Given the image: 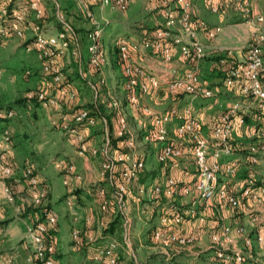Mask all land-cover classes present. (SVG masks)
Here are the masks:
<instances>
[{
	"label": "built area",
	"instance_id": "1",
	"mask_svg": "<svg viewBox=\"0 0 264 264\" xmlns=\"http://www.w3.org/2000/svg\"><path fill=\"white\" fill-rule=\"evenodd\" d=\"M5 1L7 6L14 4L17 9L12 20L9 19L6 7L0 9V37L9 39L15 36L25 41L26 52L35 54L40 63L41 72L51 75L54 83L59 84L63 79V60L68 56H75L79 63L82 61L81 44L74 29L64 20L57 8L56 17L61 28L54 31L48 29L41 0ZM77 1L91 20L92 28L87 34L89 66L100 74V84L106 86L107 81L103 71L109 65V58L103 46V35L111 22L101 14L104 10L126 12L135 0ZM202 1L207 4L213 14L224 9L233 10L238 14L242 21L234 26L245 25L250 30L249 39L233 47L207 46L201 41L200 32H205L207 37L214 41L226 36L227 27L221 25L209 27L206 21L196 18L192 12V0H145L146 10L160 16L161 24L155 30L145 32L137 39L120 35L115 40L122 75L125 78V89L128 91V96L125 98L127 105L130 110L141 111L150 120L149 139L160 146L157 161L164 164L177 163V160L191 156L195 166L196 177L193 186L184 184L181 179L169 177L165 186L156 185L152 189L153 196L156 198L164 196L168 199V203L164 205L166 211L160 214L159 224L152 232L151 238L153 243L166 250L164 255L169 264H194L193 262L173 263V258L179 252V248L194 244L202 236L201 230L191 236H181L174 232V226L177 228L182 225L186 218L182 209L175 203L176 197L188 196L195 191L196 199L189 210L200 223L205 222V218L201 215L197 216L195 204L198 201L206 209L214 206L215 201L233 209L246 208L244 200L264 205V184L257 186L254 170L251 169L249 178L240 188V196H238L230 193L228 188L222 185V178L236 175L239 160L225 163L221 161L223 157L234 156L231 139L237 125L244 124L240 114L250 113L254 108L264 110V16L254 13L252 0ZM94 8L99 10V18L93 15ZM27 27L31 29L29 39L26 36ZM176 51L186 63V70L180 75L173 67ZM214 56L220 58L219 62L225 68V87L237 88L238 90H230V92L234 91L242 100L232 101L225 106L214 120L211 137L208 138L204 135L203 123L195 115L192 104L200 98L215 97L214 91L204 85L200 78L201 63L206 58ZM150 57L161 64L164 70L162 73L154 72L146 64V59ZM30 74L28 70L26 75ZM90 86L93 88L95 103H97L102 95L94 84ZM159 91L185 96L189 99V105L154 112L141 104L142 96H151ZM113 92L106 91L104 102L117 116L116 135L124 138L125 152L121 153L111 149L109 124L107 118L103 116L100 120L105 131L104 143L96 148L88 146L83 128L86 125L95 126L97 120L87 110H71L70 104L76 99L74 91L62 87L56 90L54 96H51L41 89L28 93L27 97L29 101L37 100L44 108L55 112L51 126L64 133L79 156L102 157L101 177L103 182L109 183L114 188L112 197L122 215L123 244L132 251V222L126 210L130 199L140 201L145 193V188L142 187L139 189V195L135 196L131 188L144 170L145 161L137 156L136 137L127 128L123 100ZM15 117V110L0 105V123L3 125L0 129V181L3 183V196L8 203L14 202L15 195L12 188L5 182V178H10L14 174V169L9 164L13 137L6 126V120H12ZM171 124L175 125L173 131H170ZM247 136L250 139L256 137L264 139V130L249 131ZM249 161L251 167L264 165V145L250 148ZM119 165H121L120 169ZM54 166L64 170L65 186H70L71 178L75 181L82 180V175L77 172L73 163L57 160L54 161ZM22 178L30 190V205L38 208L44 203L46 207L42 212V220L30 215L31 220L26 223V237L33 247V252L28 258L29 264H56L57 248L54 244L48 243L45 238L58 226V215L48 208L46 203L50 192L49 187L41 181L39 174L30 166L23 169ZM98 186L99 183L92 184L91 187L96 188L100 215L95 219L92 216L85 218L86 228L92 229L95 225L97 236H86L87 230L74 229L72 247L75 251L87 250L91 264H129L120 253L122 243L105 233L106 221L101 214L108 211L110 202L105 199L106 189ZM73 200L74 196H71L66 204L69 207L72 206ZM253 221L255 224L263 225L260 218ZM233 234L241 239L243 247L233 246ZM210 240V250L214 253L216 264H245L244 249L251 248L254 243L246 227L232 228L224 224L219 225L218 231L210 235ZM255 241L260 246L264 245V236L257 234ZM54 242L56 243V240ZM173 245H177V249L171 252L169 248ZM134 259L135 264H143L138 262L137 258ZM8 261L11 262V259Z\"/></svg>",
	"mask_w": 264,
	"mask_h": 264
},
{
	"label": "crops",
	"instance_id": "2",
	"mask_svg": "<svg viewBox=\"0 0 264 264\" xmlns=\"http://www.w3.org/2000/svg\"><path fill=\"white\" fill-rule=\"evenodd\" d=\"M262 1L263 0H252V8L255 14H262L259 10ZM93 10L95 11V14L98 16L100 15L97 8H94ZM222 11L213 14L204 1L192 0V12L194 16L206 21L209 27H214L213 25L217 24L219 20L224 19V16H227V14ZM101 15L106 18L110 17L111 25L121 26L124 29V33H127V37L132 39L139 38L141 34L146 32L145 29L149 30L155 28L162 22L160 16L152 15L146 10L145 0H135L126 12L104 10ZM220 16H223L222 19ZM238 19L240 22L242 21L240 16ZM234 25L235 24L227 26L226 36L219 37L217 40H210L205 32H200L199 37L205 45L210 47H233L236 44H239V42L249 39L250 30L245 25L240 24L237 27ZM141 29L143 30L141 31ZM26 36L28 39L31 37L30 27L26 28ZM1 39L4 41H10L7 43L2 42L0 45V47H5V49L3 48V51L0 50V70L3 73V75L0 76V103L2 106L11 105L16 111V118L9 122L8 125L13 136L9 159V164H11L14 169L13 176L9 178V186L15 194L14 203H12V205L4 200L3 183L0 181V223H3L0 224V250L4 252L1 256L15 254V264L19 257H23L22 261L24 264H27L26 259H28L27 257H29V254H27L28 246L24 240V234L26 223L31 220V216L24 211V209L29 208L30 199L28 196V187L22 178V171L25 167L30 166L25 165L28 164L27 162H30L37 168L35 169L39 174L41 181L48 185L50 192L46 203L58 215V227L56 230V245L58 251L56 255V264H67L69 261L70 264H91V261L89 260L90 254L87 250L75 251L73 249L72 232L74 229L80 228L83 231L87 230L86 236H97L98 232L94 228H86L85 218L92 216L95 219L100 215L98 198L95 192L92 191L91 186L92 184H100L103 182L101 177L102 157L79 156L76 152V148L69 142L67 137L61 131H58L51 126V121L55 117V112L52 109L36 106L34 104L32 105L30 103H27L26 105L24 103H17V100L24 97L27 92L43 87L45 84V78L42 77L41 66L36 59L35 54L26 52L24 47L25 41L16 37ZM14 40L19 41L18 46ZM174 61L175 63L173 67L177 70L178 75L182 74L186 70V63L177 51L175 52ZM145 62L158 74L164 71L161 64L151 57L146 59ZM62 67L63 69H66L82 95H84L82 90L92 89L93 91V88L90 87V89L89 85L94 81H98L101 77L100 74H94L88 69L87 60L83 61V67L81 66L78 71L77 68L73 67L71 57L67 58L65 68L63 63ZM210 67L211 64L209 61L204 60L201 63L202 75L203 73L208 75V78L205 77L202 82L204 85L212 88L214 82L211 80L214 75L211 73ZM21 69H24V71L26 69L29 70L33 77L31 76L30 79L24 80L22 76V79L25 82L19 80L20 84H16L15 80L19 79V77L21 78ZM109 70H111L110 64L106 66L103 71L105 78L108 76V73L110 72ZM78 72L81 74L80 78L87 79V85H84L83 81L77 76ZM5 77H7L9 81H7ZM113 93L117 97H120V99L125 100L124 94L122 95L118 93L115 89ZM230 94L232 93L230 92ZM161 95V91L155 92L151 95V98H154L153 101L150 99V102H154L155 107L159 112L168 109L164 102V104L158 102L159 99H163ZM92 98L95 101L94 92L92 93ZM225 98L229 99L227 97ZM213 99L200 98L193 102V109L194 111L195 108L198 109L197 116L203 123L205 136H209V129H212L214 120L222 111V109L214 103ZM145 100L144 96H142L141 103ZM201 101H204L205 104H199ZM178 104H180V101L174 105ZM142 105L145 106V104ZM179 107H181V105ZM125 109V111H127V120L129 123L133 122L137 131H141V135L142 130H145L146 128L145 122L149 119L145 117L141 111L130 110L129 107H126ZM24 114H27L28 119L25 120V118H22V115ZM174 126V124L170 125V131L173 130ZM2 127L3 125L0 123V129ZM98 127L89 129L86 132V134L88 133L91 136L90 144L95 147H99V143L103 144V135H100L101 132H98L100 129ZM58 134L62 137L59 138ZM25 139L29 140V144L25 142ZM56 139H59V141L57 142ZM41 142L51 144L49 145L50 151L46 146L42 148L41 145H37ZM31 146L32 148L30 149ZM157 146H159V144ZM51 147H54L52 152ZM157 148L154 149V151L147 150L137 154L139 158L144 159L145 168L140 173L138 180L132 184L131 188L135 196L139 195V189L142 187L145 188V193L141 196L140 201H137L134 198L130 199L128 202V209L126 210V213L132 222L131 245L133 247L138 243L137 247L143 249L145 254L148 255L146 256L145 262H141L143 264L150 263L152 255L160 256L164 259L165 264H169L166 262V257L164 255L166 250L151 241V231L154 227L158 226L159 216L166 211V206L164 205L168 203V199L164 196H160L158 199L153 196V187L156 185L165 186L166 180L169 177L181 179L184 184L192 185L196 177L195 166L191 156L183 157L177 160V163L171 162L167 167H161L156 158L157 153L160 150V148ZM48 153L50 155H48ZM237 156L223 157L221 161L225 163L237 159L241 164L246 166L247 163L244 155L240 153V155L237 154ZM47 157L50 158L46 163V165L49 166L47 169L42 168V171L38 166H42L43 159H47ZM153 159L156 167L149 168V163L153 161ZM57 160H64L73 163L77 172L82 175V180L75 181L71 178L70 186H65L63 179L66 175L64 170H59L54 166V161ZM56 176L61 177L62 184L55 178ZM236 182V179L222 178V185L229 188L230 191L237 189L236 195L240 196V189L238 190V185L235 186ZM75 189L79 190V192L74 195L73 205L69 207L66 204V201L73 196L70 191H75ZM195 199V191H192L188 196H179L175 198V203L182 209L186 218L185 222L178 226L174 232L181 236H191L198 230H201L202 236L194 244L179 248V252L175 254L173 258V263L193 262L194 264H216L214 261V253L210 250V235L217 232L218 226L221 224L228 225L232 228L238 226L246 227L254 239L253 248L244 249L246 259L250 260L255 257L258 260V258H260L262 255L261 252L263 253L264 250V245H258L255 238L257 234H262L264 236V228L261 225L255 224L253 220L259 219V216L254 212L264 210L262 208L264 205L255 204L250 200H244L246 208L235 211L218 201H215L214 206L206 209L201 202L198 201L195 204L197 216L201 215L205 218V222L200 223L196 217L190 214L189 210L192 208V202ZM23 205H27V207L23 208ZM262 220L263 219H261V221ZM262 222H264V220ZM232 239L234 247H243L240 238L233 234ZM169 249L171 252L175 251L177 245H173ZM133 252L136 253L135 250ZM137 261L140 262L138 258ZM133 264L135 263L133 262Z\"/></svg>",
	"mask_w": 264,
	"mask_h": 264
},
{
	"label": "trees",
	"instance_id": "3",
	"mask_svg": "<svg viewBox=\"0 0 264 264\" xmlns=\"http://www.w3.org/2000/svg\"><path fill=\"white\" fill-rule=\"evenodd\" d=\"M41 2H42V6L44 7V10H45V18H44V20L48 22V21H50V18L48 16V14H49L48 12L49 11H48L47 5L48 6H52L53 5L56 8V3L53 0H41ZM61 5H63L64 8L67 9L69 14H71L72 19H74L76 16L80 17V14L82 13V9L80 11V8L74 2V0H64V2H62ZM3 7L7 8L8 12H9V15H8L9 19L12 20V17H13V15L15 13V10L17 9V6L14 5V4H11V5L7 6L5 0H0V9L3 8ZM150 14H152V13H150ZM71 17L68 18V19L70 20L72 26L74 27L73 28L74 32L76 33V35L79 38V41H80V44H81L80 49H81V53H82V61H81V63H79V61L77 60V58L75 56H71V60L73 62V67L77 68V71H78V69L80 70L81 66L83 67V61L87 60L88 61V69H90L94 74H99L98 72H96L95 70H93L89 66V54H88V52H87V56H86V51H87V46H88V42H87V38H86L87 34H86V32H85V30L83 28H79L78 26H76V24L73 23V21H71ZM55 19L58 22V19L56 18V16H55ZM157 27L151 28L149 30L145 29V31L146 32H151V31L155 30ZM143 29H141V31ZM82 30H84V31H82ZM13 37H15V36H13ZM115 46H116V44H115ZM116 49H117L116 64H117V66L119 68L121 77L123 79V91H124V96L126 98V96H128V91H126V89H125V78L122 75V69H121V65H120V61H119V55H118L117 46H116ZM84 56H85V58H84ZM205 60L210 62V64H211V67H210L211 73L214 75V77L219 78L220 84L224 85L225 68H224V66H222L220 64V62H219L220 58L214 56V57L206 58ZM62 73H63V79H62V81L59 84L54 83L51 75H46V74L42 73V77L45 78L44 86L41 87L40 89L37 88V89H34V90H31V91L27 92L24 97H22L21 99L17 100V103H24L25 105L27 103H30L32 105L34 104L36 106L43 107L42 104L40 102H38L37 100L29 101L28 97H27L28 93L37 92V91H40L41 89H43V90H45V92L48 95L54 96L56 94V90H58V88L66 87V88H68V90H72L76 94V99L73 102H71V104H70L71 110L84 109V110H87L90 113V115H93L94 117H96V120H97L96 125L95 126H87L86 125L83 128V130H85V132H87L89 129H92L94 127L100 126V127H98V128H100L98 130V132L99 133L101 132L100 135L101 134L103 135V141L102 142H104V140H105V131H104V126H103L100 118H101V116L107 118V121H108V124H109L110 146H111L112 151L119 152V153L125 152L124 143H123L124 142V138H120V137H118L116 135V131H117V128H118V126H117V116H116V114L114 112H112L106 106V104L104 102V95L106 93V90L109 89V87H107V86H109L107 84L108 82H106V86L100 84V79H98V81L92 82V84H94L97 87L98 92L101 93V95H102L100 101L95 103V101L92 98V93L94 91H92V89L90 88L91 87L90 85H89V88L91 90H88V89L82 90V92H84V95H82L81 91L76 87V85L73 82V79L68 74L66 69H63ZM77 76L80 78L81 74H79V72H78ZM80 80L83 81L84 85L85 84L87 85V82H88L87 79L80 78ZM226 89L229 90V91L230 90H238L237 88H234V89L226 88ZM87 93H90V95L87 94ZM231 93H234V91L233 92L231 91ZM171 97L172 98H178L177 95H173V94H171ZM126 103H127V100H126ZM0 105L2 106L1 103H0ZM3 107H6L7 109L15 110L11 105L3 106ZM170 108H172V107H170ZM170 108H168V109H170ZM219 115H220V113L218 114V116ZM240 116L243 117L244 124L237 125L235 131L232 134L231 144H232L233 149H234V154L237 155V154L242 153L244 155L245 159H246L247 166L251 167L250 166V161H249L250 148L252 146L264 145V139L263 138H259V137L250 139V138H248L247 133L249 131H252V130L253 131L260 130V129L264 130V110H258L256 108H254L250 113H246V114H242L241 113ZM12 120H6V122H7L6 126L8 127V129H9V126H8L9 122H11ZM210 129H209V136H207L208 138L211 137ZM150 130H151V125H149L147 128H145V130L143 129L144 132L142 131L141 135H143L144 137L146 136L149 139V137H150L149 131ZM11 134H12V132H11ZM237 139H239L240 142H238ZM90 141H91V136L87 133L86 134V142H87L88 146L90 148H96L95 146H92V144H90ZM149 142H151L150 139H149ZM238 143H239L240 146L238 145ZM233 160H235V159H233ZM230 161H232V160H230ZM170 163L171 162H168L166 164L160 163V166L161 167H167ZM222 163H224V162H222ZM120 167H121V165H119L118 168L120 169ZM249 167H248V169H246L244 171V173L240 172L241 169L239 167V169H238V171H237L235 176H225V177L229 178V179H236L237 182H236L235 186L238 185V190H239L242 186H244L246 184V181L249 178V174L251 173V168H249ZM31 168H33L36 171V169L34 167L31 166ZM195 175H196V172H195ZM118 177H119V175H118ZM5 182L9 185V178H5ZM256 183H257V186H260L261 184H263V183H260L259 180H256ZM106 184H107V186H106ZM26 185H27V183H26ZM98 187H104L106 189V198L105 199H108V201L110 202V205L108 207V211L105 214H101L102 218H104L105 221H106L105 233L118 238L117 235L119 234V232L116 231V230H118L117 227H119V230L121 229L120 230V235H122L121 231H123L122 224H121L122 223V215L118 211V209L116 207V204H115V201H114V199L112 197L113 192H114V188L107 182L100 183ZM228 190L230 191L229 188H228ZM234 190H231L230 193L237 194V189H234ZM72 191L73 192L71 194L73 196L76 195L79 192V190H76V189H75V191L74 190H72ZM92 191L95 192V194H96V188H92ZM28 196H29V199H30L29 187H28ZM48 196H49V194H48ZM158 198L159 197H157V199ZM48 208H50V207L48 206ZM44 209H46V207L44 206V203L38 208H33L30 205V202H29V208L24 209V211H25V213H30L31 216L32 215L33 216H37L39 219H41L42 212H43ZM231 209L235 210V211L240 210V209H233V208H231ZM174 227L176 229V226H174ZM93 228L95 229V225L93 226ZM156 228H157V226L154 227V229H152L151 233ZM56 230L57 229H55L53 231H50L49 234L45 238H46L48 243L54 244L56 246V248H57V245L54 242L56 240L55 239L56 233H57ZM151 241H152V238H151ZM251 248H253V245H252ZM56 253H57V251H56Z\"/></svg>",
	"mask_w": 264,
	"mask_h": 264
},
{
	"label": "rangeland",
	"instance_id": "4",
	"mask_svg": "<svg viewBox=\"0 0 264 264\" xmlns=\"http://www.w3.org/2000/svg\"><path fill=\"white\" fill-rule=\"evenodd\" d=\"M53 1L56 3V8L59 10V13L62 14V16L64 17V20L67 21V23H69L72 26L70 20L68 19V18L71 17V14H69V12L67 11V9L64 8L63 5H61L62 2H64V0H53ZM74 2L76 4L78 3L77 0H74ZM78 7L80 8V11L82 9V13L80 14V17H78V16L75 17L74 16L75 17L74 19H72V17H71V21H73V23L76 24V26H78L79 28H83L85 30L86 34H88V32L90 31V29L92 28V26H91V20L86 16V13L83 11V8L80 6V4L78 5ZM47 8H48V11H49L48 12L49 13L48 16L50 18V21L46 22L47 28L50 29V30H52V31L59 30L61 28V24L58 23L59 21L57 22V20L55 19V16H56V8L53 5L52 6H48L47 5ZM259 10L261 11L262 15L264 16V0L262 1V4L260 3ZM222 12H225L227 14V16H224V19H222L223 16H220L222 20H219L220 22L218 21V23L215 24V25H213V26L221 25V26L227 27V26H230V25H233V24L240 23V20L238 19L239 18V15L236 14L235 12H233V10L224 9ZM93 13H94L93 15H95L97 18H99V16L97 14H95V11ZM109 20L111 22V19H109ZM111 24H110V26L108 28H106V30L104 32V35H103V46H104V48H105V50H106V52L108 54L109 64H110V69H111V70H109L110 72L108 73V76H106V81L108 80L109 90L114 91V89H115L118 93H120V94L123 95L124 94V91H123V79L121 77L119 68H118V66L116 64V60H117V49H116V46H115V40L120 35L127 36V33H124V29L121 26H119V25L112 26ZM72 28H74V27L72 26ZM84 30H82V31H84ZM86 38H87V36H86ZM9 41L10 40L4 41L0 37V45H1L2 42L7 43ZM14 41L17 43L16 45L18 46V42L19 41H17V40H14ZM3 48L5 49V47H0V50L3 51L4 50ZM5 55H6V53H5ZM69 57L70 56L66 57L63 60L64 61L63 62L64 68L66 66V60ZM84 58H85V56H84ZM26 71H28V70L26 69L24 71V69H21L20 72L22 73V75L20 74L21 78L19 77V79L15 80V83L16 84H20V81L19 80H22V82H25L24 80L31 78L32 75L31 74L30 75H26ZM0 72H1V75H3V73H2L1 70H0ZM22 76H23L24 80L22 79ZM205 77L207 78L208 75L205 74V73H203V75H202V73L200 72V78H201L202 81H204V78ZM5 79L7 81H9V79L7 77H5ZM211 81L214 82L213 83L214 86H212V88H211L214 91V93H215V97L213 99L214 100V103L218 107H220L222 110L225 109V106L228 103H230L232 101L239 100V99L242 100V98L239 95L234 94V93L230 94V91L227 90L224 85H221L220 84L219 78L213 77V79ZM161 93H162L161 97L163 99L162 100L159 99L158 102H160V103H163L164 102L165 105H167L168 108H170V107H179L180 105H181V107H179V108H182V107H185V106L189 105V99L187 97H185V96L178 95L177 96L178 98H172L171 97V94H169L166 91H161ZM87 94L90 95V93H87ZM225 97H227L229 99H226ZM144 99H146V100L145 101H142L143 102L142 104H145V106L149 107L154 112H159L158 109H156L154 102H152V103L150 102V99H152L151 96H144ZM153 99H152V101H153ZM222 99H224V100H222ZM178 101H180V104L174 105V104H177ZM202 103H203V105L205 104L204 101H201L199 104H202ZM126 107H128V105L126 103V100H123V109L126 110L125 109ZM125 112H127V111H125ZM194 113H195V115H198V109L197 108H195ZM141 116L143 117L142 114H141ZM22 118L23 119L25 118V120L28 119L27 114L22 115ZM126 119H127V114H126ZM145 123H146V128H147L149 126V123L150 122H149V120H147ZM127 128L136 137L137 154L138 153L140 154V152H142V151L145 152L147 150H151V151L153 150L154 151V149H156L157 147L160 148V146H157V144H155L153 142H149V139L146 136L144 137L143 135H140L141 131H137L136 127L133 125V122H130L129 123V121L127 120ZM173 129H174V127H173ZM28 131H30V130H28ZM58 135H59L58 136L59 138L62 137L60 134H58ZM237 140H238V142H240L239 139H237ZM56 141L58 142L59 139H56ZM25 142L27 144H29V140L28 139H25ZM37 145H41L42 148H44L46 146V147H48V150L50 151L49 145H51V144H49V143L48 144H45L44 142H41L40 144L38 143ZM100 145H102V143L101 144L100 143L98 144L99 147H101ZM238 145H239V143H238ZM32 146L30 147V149L32 148ZM53 148L54 147H51V152H52V149ZM159 148H157V149H159ZM48 155H50V154L48 153ZM238 155H240V154H238ZM234 157H235V154H234ZM49 159H50L49 157H47V159L44 158L43 159V165L42 166L40 165V167L38 166V168H41L42 171H43L42 168H46L47 169V167L49 165H46V163L49 161ZM27 163L28 164H25V165H30V167L32 166V167L36 168L35 165L31 164L30 162H27ZM239 163H240L239 164V167L242 168L240 170V172L241 173L242 172L244 173V171L246 169H248L249 166H247V164H246V166L244 164H241L240 161H239ZM148 167L149 168L156 167L154 159H153V161H151L149 163V166ZM249 168H251V169L254 170V172H255V179L256 180H259L260 183H263L264 184V175H263L264 174V165H261L260 164V165H257V166H254V167H249ZM55 178L58 179V181L62 184V181H61V177L60 176H56ZM4 200H5V198H4ZM10 204L12 205V203H10ZM14 206H15V204H14ZM26 207H27V205L26 206L23 205V208H26ZM262 208L264 209V207H262ZM254 213H256L259 216L260 219H263L264 220V216H263L264 210H262V211H260V210L259 211H255ZM0 214H1V212H0ZM29 215H31V214L29 213ZM0 224H3V223H0ZM262 224H264V222H262ZM261 226L264 228V225H261ZM117 229L118 230H116V231L119 232V234L117 235L118 238L117 237H115V238L122 243L121 244L122 247H121L120 250H121V253H122L123 257L128 260V263L133 264V262L135 260L134 258H138V260L140 262H145L146 256H148V255L145 254V251L143 249H141L140 247H137L138 243L133 246L134 249L132 248L133 249L132 251L128 250L125 247V245L123 244V238H122V235H120V230L121 229L119 230V227H117ZM122 232L123 231H121V233ZM24 240L26 241L27 246H28V248H27L28 249L27 250V254H29V256H30L32 254V252H33V247H32V244L30 243V240L26 237V233L24 234ZM58 248H59V244H58ZM134 250H135L136 253L133 252ZM3 253L4 252L0 250V264H15V260H16L15 254H11V255H8V256H1V255H3ZM261 254L262 255L260 256V258H258V260L255 257H254V259H250V260H247L246 259L245 264H264V250H263V253L261 252ZM56 255H57V253H56ZM27 258H29V257H27ZM9 259H11V262L8 261ZM22 259H23V257L22 258H20V257L17 258V263L16 264H24V262L22 261ZM71 259H74V258H71ZM55 261L57 263L56 256H55ZM26 262H27V264H29L28 259H26ZM67 264H70V261ZM81 264H83V263H81ZM147 264H165V261L160 256L152 255L150 263H147Z\"/></svg>",
	"mask_w": 264,
	"mask_h": 264
}]
</instances>
